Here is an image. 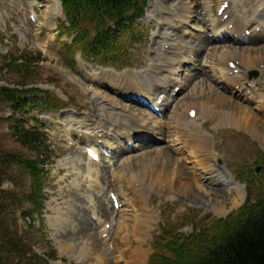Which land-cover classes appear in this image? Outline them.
Listing matches in <instances>:
<instances>
[{"label": "rangeland", "instance_id": "rangeland-1", "mask_svg": "<svg viewBox=\"0 0 264 264\" xmlns=\"http://www.w3.org/2000/svg\"><path fill=\"white\" fill-rule=\"evenodd\" d=\"M179 1L151 0L149 2L145 10V18L140 20L134 28L139 42L128 46L125 69L115 70L84 63L77 50L68 49L67 45H72L73 38L62 36L59 30L60 26L66 22L65 18L58 16L54 18L55 21L50 22L48 1L0 0V87L22 88L19 83L28 73L25 90L34 91L30 96L31 99L36 98L45 102L51 95L52 100H61L63 104L59 105H64L66 108L54 110L58 106V103H55L52 108L39 109L19 117L24 121L26 129L33 128L35 122L43 126L41 132L46 134V142L41 145V148L43 152L50 154L56 160L55 164L48 168L51 174V181L45 190L48 200L42 214H38L32 205L21 197L30 192V177L11 163L13 158L31 159L34 156L17 143L13 136L12 124L8 121L12 113L10 108L0 100V182L2 183L0 231L14 236L18 242L26 246L29 252H35L33 258L37 254L49 264H97L98 256L106 254L110 264H150L151 255L159 246L158 236L163 229L175 226L180 228V232L190 234L194 228L204 227L200 221L206 216L224 219L236 214L245 205L247 189L250 187L244 180H247V176L258 167L264 168V137H255L249 130L251 126L250 128L256 131L258 126L260 134L264 135V61L254 62L255 68L248 72L250 87L252 86L258 95V99H254L256 96L252 99L251 95L243 96L239 92V87L235 89L228 86L219 71L214 72L218 70L222 54L229 50L228 44L234 42L226 43L225 38L223 41H212L210 47L206 44L207 42L202 45L199 41L190 42V47L202 46L198 62L205 67L196 73V78L192 80L194 84L184 90L183 96L172 103L163 114H158L154 118L149 115L152 112L150 104L136 105L123 100L109 83V76L117 77L120 81H130L127 76H131L139 82L140 77H147L146 72L153 65V61L157 60L154 53L160 51L157 45L158 38L163 39L162 35L166 30L172 32V29L165 26V19L169 15L163 6H169L180 13L182 7ZM233 1L237 3L241 17L247 16L250 20H254L260 13L261 0ZM223 2L224 0H183V3L192 5L189 29H194L195 26L204 29L202 33L204 41H208L209 36L212 35L211 21L216 19V12ZM206 8L211 9L209 20L207 14L203 12ZM149 9H151V16L147 18ZM177 11L173 14L176 15ZM237 45L231 47L239 52L251 46ZM261 49L264 52V44L254 49L250 48L249 53L254 58L261 59V53L255 52ZM14 54L26 55L31 61L17 68L22 62L13 63L14 59L11 56ZM7 64L11 67L6 68ZM185 74L186 72L181 70L179 76L182 78ZM255 74H257L256 77ZM173 86L169 88V94ZM194 86L197 87L195 91H193ZM221 97L229 99V103L226 105L219 103ZM102 104L108 106L109 110L115 107L117 111L113 110L110 113L98 110L102 108L100 107ZM204 105L208 110L205 116L202 111ZM126 107L128 111H132V107L134 111H139L137 114H145L144 118L147 117L146 121L152 129H157L156 136L153 138L159 139L158 134H164L161 140L155 143L159 151L166 153L165 157L156 163L159 171L154 169L150 172L149 169L143 168L141 171L138 168L137 165L149 163L148 160L143 159L148 158L145 157L146 153L153 151V157L156 152L155 147L144 148L147 147L145 140L139 139L133 140L131 146L127 140L112 141V143H118L116 147L122 146L128 151L126 159L132 157L129 162L122 160L119 164L126 162L120 168H118L117 159L111 161L112 164H98L95 167L93 166L95 163L88 160L82 143L86 146L89 144L82 136L92 135L95 124L98 123H101L104 133L112 134L110 124L115 123L116 126L120 124L119 115H122L120 111L123 112ZM245 109L248 111L247 116H245ZM193 110L198 112L195 119H191L189 114ZM108 113L114 116H109ZM222 114L223 119H220ZM208 116L211 118L207 119ZM228 116L232 118L237 116L236 125L225 121L224 118ZM249 116L254 117L257 122L249 124L247 122ZM44 117L50 119L49 123L44 121ZM194 122L199 132L193 135L191 130L194 128L190 123L194 124ZM77 132L81 134L77 135ZM200 135H205L208 139V149L206 152L195 153L196 149L191 147H195ZM107 142H111L110 138ZM111 165H114L113 172L110 170ZM179 166H181L180 171H178ZM214 166L224 169L222 171L224 177L231 176L233 182L244 188L243 199L232 185L231 189H223L215 186L216 184H211L213 187L211 188L208 183L200 182V179L205 180L207 177V168L213 169ZM139 170L148 171L151 179L155 173L168 172V179L162 180L159 179L160 177H155L152 179L153 184L142 191L139 180L143 178L147 181L150 178L146 176L145 178ZM97 174L101 176L100 184L96 183ZM180 174L183 176L179 180ZM116 189L120 192L124 204L120 211L121 215H115L113 219L105 218L104 223L96 227L93 235L91 233L94 241L99 239V252H97L98 255L89 256L85 252L89 242L84 241L85 237L78 235L79 233L77 236L75 232L83 228L82 223L86 220V216L95 224L97 217L93 214L97 213V197L103 196L109 212H113L109 193ZM82 209L84 214L79 211ZM114 219L120 222L119 225L128 226L129 232L126 233L129 235L114 232L117 227L113 222ZM104 224L111 228L107 230L111 233L107 239L104 238L105 236H102L103 238L99 236ZM212 224L213 222L208 221L205 226L212 227ZM142 226L145 232L139 239L136 236L137 233L134 234L131 231V227L137 229ZM69 232L73 235L69 238L70 240L65 239ZM97 234H99L98 237ZM66 244L72 247L76 244V249H71L74 251L69 250L70 252L67 251L62 255L61 246ZM79 247L81 249L78 250ZM135 253L140 255L139 258ZM15 263L30 264L31 262L26 257H22Z\"/></svg>", "mask_w": 264, "mask_h": 264}, {"label": "trees", "instance_id": "trees-1", "mask_svg": "<svg viewBox=\"0 0 264 264\" xmlns=\"http://www.w3.org/2000/svg\"><path fill=\"white\" fill-rule=\"evenodd\" d=\"M143 0H61L66 24L59 30L62 36L73 38L68 49H75L83 61L102 67L123 69L127 65V48L138 43L134 28L145 17ZM151 1V0H148ZM17 68L23 67L31 59L26 55L14 54ZM12 65V64H11ZM7 64L6 68H9ZM29 72V71H28ZM25 79L19 83L22 88L0 87V100L10 108L8 121L12 124L13 136L20 146L34 158H13L11 163L30 177V192L22 195L38 214H42L48 198L45 190L51 181L48 166L55 158L43 152L41 145L46 135L41 132L42 125L35 122L27 128L19 117L39 109H66L61 100L45 102L30 96L34 91L25 90ZM21 129H19L18 127ZM19 130V131H18ZM251 188L245 205L234 215L224 219L206 216L190 234L180 232L179 227L163 230L159 246L151 258V264H264V174L256 177L253 172L244 180ZM2 183L0 182V191ZM208 221L212 227H206ZM0 264H16L26 257L30 264H49L37 254L26 250L23 243L14 236L0 231ZM19 263V261H18Z\"/></svg>", "mask_w": 264, "mask_h": 264}, {"label": "bare ground", "instance_id": "bare-ground-1", "mask_svg": "<svg viewBox=\"0 0 264 264\" xmlns=\"http://www.w3.org/2000/svg\"><path fill=\"white\" fill-rule=\"evenodd\" d=\"M46 1H48V4H49L48 18L50 19V22L55 21L54 18L58 17V16L64 19L63 12L61 10L60 0H46ZM179 2H181L180 6L182 7V9L180 10V13H185L184 15H181L180 13H178L179 11H177V10H172L169 6H163L164 10H166L167 14L169 15L168 18L165 19V21H166L165 26H168L169 29H172V32L170 33L169 30L168 31L166 30V32L162 35L163 39L158 38L159 41H157V45L160 47V49H159L160 51H159V53H157V52L154 53L157 57V60L153 61V65L146 72L147 77L146 78H145V76L140 77V82L137 81L138 79L135 80L131 76H129V77L127 76V78H129L130 81H128V80L127 81H125V80L120 81L119 78L114 77V76L108 77L110 80V82H109L110 85H112V87H114L117 90L119 97H121L123 100H125L127 102H133L136 105L137 104L141 105V103L150 104L152 109H153L154 106H157L156 102H158L159 99H161V96H165L164 100H163V104L160 107V110H161L160 113L163 114L169 108V106L172 103L178 101V99H180V97L183 96V94L185 93L184 90L186 88H189L191 85L194 84V81H192V80L196 78V73L198 71H201L205 67L204 64L198 62V56L201 53L202 46L201 47L199 46V48L198 47L193 48V47H190L189 43L199 41V42H201L200 45H202V44H205L207 42L206 44L210 47V45L212 44V41L213 42L223 41L226 38V43H228V42H231V43L234 42V43L228 44L229 50H226L222 54V56L220 57L218 70H214V72L219 71L223 75V79L228 84V86L234 87L235 89L237 87H239V90H240L239 92L243 96L251 95L252 99H253V96H256L254 99H258L257 98L258 95L253 90V87L252 86L250 87V84H249L250 80L248 79V72L250 70H253V68H255L254 62H257V60L264 61V52H262L263 49L255 51V52L261 53V59L260 58H258V59L254 58V56L249 52H251L250 48L254 49L256 46L258 47V45L264 44V0H261L260 3L262 5L260 7V9H261L260 13L256 15V18L254 20H250L247 16L241 17L239 12H238V8L236 6L237 3L234 2L233 0H224V2L221 4V6L224 5L225 3H228L229 8L225 11V13L222 17L218 16V11L220 8L216 12V14H217L216 19L211 21L212 25H210V27H211L210 30L212 32V35L209 36L208 41H204V36L202 34L204 29H202V28L199 29L198 26H195L194 29H189L188 23L192 19L191 18L192 15L190 16V10L192 9L191 8L192 5H189L187 3H183V0H180ZM175 8H177V6H175ZM161 10H162V8H161ZM210 10L211 9L206 8L203 11L204 14H207L208 20L211 19V15H209ZM175 11H177L176 15L173 14ZM226 15H228L229 18L226 22H224L223 18ZM150 16H151V9H149V13L147 14L146 17L149 18ZM185 17H187V18H185ZM231 25H234V27L230 31L229 28ZM258 27H261V28H259V29H261L260 32H258L259 31ZM197 31H199V32H197ZM248 31L251 32L250 37L246 36V33ZM234 36H237L238 41L234 40ZM237 44L238 45L244 44L245 46H247V45H251V46H248V47L243 48V49L241 48L243 51L241 52V50H240V52H239V50L234 48L235 45H237ZM232 45L234 47H231ZM244 49H246V50H244ZM217 52H219V50ZM230 63H234L236 65V70L239 71L238 75L234 74V70H232L230 68ZM181 70L186 72V74L184 76H182V78L179 76ZM173 85H175V86H173ZM172 86H173V89L169 94L168 90ZM176 87H178V88L180 87L181 90H180L178 95L174 96V92H175ZM196 89H197V87L194 86L193 91H195ZM166 93H168V94L166 95ZM156 97H158V98H156ZM173 97L176 99H174ZM154 100H155V102H154ZM228 100L229 99H225V98L221 97L219 100V103L226 105L227 103H229ZM100 107H102V108L98 109V110H100V111L102 110L103 112L104 111L110 112L113 110L117 111V109H115V107H112L109 110V107L105 106L103 104ZM133 108H134V106H133ZM133 108L131 107L132 111L131 110L128 111L127 107L125 108V110L123 112L120 111V114H122V115H119V123L120 124H118L117 126L115 125V123L110 124V128L112 129V134H109L108 132L104 133L105 131L102 129L101 123H98V124H95L96 127L94 128V132H92V135H83L82 136L83 139H85L87 141V143L90 145V146L87 145V147L94 148L97 152H100L102 150L103 152L106 151V152L112 154V156H113L112 159H114V158L117 159V165L119 166L118 168H120V166H122V165L124 166L125 165L124 163L126 161L129 162L132 159V157H127V159H126L125 157H126V154H128V151L125 148H123L122 146L116 147L115 145L118 144L117 142H119L121 140H123V141L127 140L129 145H130V144H132L133 140H135V139L145 140V142H146L145 146H147V147H144V148H148V147L151 148V147H155L156 146L155 143H157V140H161L162 136L164 135V134L160 133V134H158V136H160L159 139L153 138L156 136L157 129L156 128L152 129L149 122L146 121L147 117L144 118L145 117L144 113L143 114L142 113L137 114L139 111H134ZM118 109H121V108H118ZM203 109L204 110H202V111H203V115H204L208 111L206 108V105H204ZM244 112L246 114L245 116H247L248 111L245 109ZM110 113H108L109 116H114ZM99 114H101V112ZM208 114L210 115L209 112H208ZM116 115H117V113H116ZM149 115L152 116L153 118L157 116L152 112ZM211 115H213V113ZM134 116H135V119H134ZM99 117H101V115ZM217 117H218V115H217ZM236 117L237 116H235V118H232V116H228V117H225L224 119L227 123L236 125V123H237ZM250 117L251 116H249L247 118V122L249 124L250 123L255 124L257 122L256 119L254 117H251V118ZM124 118H128L130 120H122ZM205 118H207V117H205ZM210 118L211 117H209L207 119H210ZM112 119L114 120V118H112ZM184 119H183V121H184ZM220 119H223V114H222V117ZM49 120L50 119H47V117H44V121L48 122ZM169 122L170 121H168V123ZM190 124L194 128V130H191L193 132L192 133L193 135L195 133L199 132L196 129L195 122H194V124L193 123H190ZM250 127L251 126H249V130L255 135V137H264V135L262 136L260 134L261 131L259 130L258 126L256 128V131ZM80 134H81V132H79V133L77 132V135H80ZM109 136H111V138H110L111 142L106 141V139H108ZM101 140H103V141L100 142ZM114 140H116L117 142L112 143V141H114ZM208 144H209V142H208V139L206 138V136L200 135L199 138L196 140L195 147H193V148L191 147V149H196L195 153H201V151L206 152L208 149ZM155 148H156V152L154 151L155 156L152 157L153 151L150 150V153L145 154V157H148V158H143V159H146L149 161V163L147 162L148 164L141 165L140 163H138L140 165H137V166L141 171H142V168L147 169V170L149 169V171L150 170L154 171V169L159 171L158 170V164H156V163L159 162L158 160H160L161 158L163 159V157H165L166 153L159 151L160 149L158 147H155ZM89 160H90V162H93L91 159H89ZM122 160L123 161L126 160V161L123 164H119V163H122ZM107 161H108V159L104 155H102V157L100 158V164L102 163L104 165L106 163H108V164L112 163L111 161H109V162H107ZM202 162H203V160H202ZM197 163L199 164V162H197ZM93 166L94 167L97 166V163L93 164ZM180 167L181 166H179L178 171H180ZM223 170H221V168H217V166H214L213 169H210L208 167L207 171H206L207 177L205 178V180L200 179V182L202 184L205 182L208 183V185L211 188H213L211 186V184H214V185L216 184L215 186H219L223 189L224 188L231 189L230 187L232 185V188H235L241 194V198L243 199L244 188L241 185H239L238 183L233 182L234 180L231 179V176H230V178L224 177L223 176L224 174H222ZM141 171H140V173H143L144 177L146 176L147 178H150V176L148 175L149 174L148 171H143V172H141ZM167 173L166 172L155 173L153 178L155 179V177H160L159 179L167 180L168 179ZM106 174L108 175V173H106ZM106 174H104V176ZM173 174H174V171H173ZM139 175L142 176L141 174H139ZM182 176L183 175L180 174L179 180L181 179ZM221 176H223L222 180L220 182H218V180L221 179L220 178ZM100 177H101L100 174L96 175V178H97L96 183L97 184H100V181H99ZM134 178H136V177H134ZM173 178H174V176H173ZM152 179L150 178V180L145 181V180H143V178H141V180H139V183L141 184L140 186L142 188V191L147 190L150 187V185L153 184ZM210 181H212V183ZM97 199H98L97 204H96L97 213L93 214V216L97 217L96 218L97 223L95 222V224H94L86 216L85 217L86 220H83V223H82L83 228H81V230H78L79 232H77V233L75 232L76 235L79 233L78 235L81 234L82 236H84L85 237V239H83L84 241L89 242L86 245V251H85L89 256L90 255L91 256L92 255H98L97 252H99V250H98L99 239H96V241H94L92 239L91 233L93 235V233L96 230V227L100 226L101 223H104L105 218H107V219L112 218L113 219L115 215H118V216L121 215L120 210L116 211L114 209L113 205H112V211L113 212L112 213L109 212L110 210L108 209L107 202H105V198L103 196L97 197ZM83 210L84 209L79 210V211H81V213L84 214ZM76 220H78V219H76ZM116 220L115 219L113 220V222L116 223V226H117L115 228L114 232L120 233V235H121V233L124 234L126 232H129V231H127V229H128L127 225H119L120 222L116 221ZM124 223H126V222L124 221ZM105 226H106V224H105ZM145 228H147V227H145ZM131 231L134 232V234L137 233L136 236H138L139 239L142 238V236L144 235V232H145L144 226L139 227L137 229H135V228L132 229V227H131ZM102 233H107V232L106 231L101 232L100 235L97 234L96 236L97 237H98V235L103 236ZM67 234L68 235H67V237H65V239L72 238L73 235H71V232H69ZM110 234L111 233L109 232V236H111ZM126 234H128V233H126ZM62 238H64V237H62ZM112 238H113V236H112ZM110 241H112V239ZM80 247L78 248V250L82 248V247L81 248ZM74 248L76 249V244H74V247H72V245H70V244L62 245L61 246L62 255L65 254L67 251L74 249ZM71 251H74V250H71ZM135 255L137 258H139V256H140L138 253H135ZM107 259L108 258H107L106 254H101L100 256H98L97 264H110L109 259L108 260Z\"/></svg>", "mask_w": 264, "mask_h": 264}, {"label": "water", "instance_id": "water-1", "mask_svg": "<svg viewBox=\"0 0 264 264\" xmlns=\"http://www.w3.org/2000/svg\"><path fill=\"white\" fill-rule=\"evenodd\" d=\"M142 6H143V8H147L148 7V1L147 0H143L142 1ZM263 170H264V168L261 166V167H258L256 170H255V173L257 174V175H261L262 174V172H263Z\"/></svg>", "mask_w": 264, "mask_h": 264}]
</instances>
